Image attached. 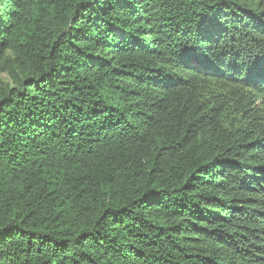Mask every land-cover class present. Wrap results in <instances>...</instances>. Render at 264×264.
Returning <instances> with one entry per match:
<instances>
[{"label":"trees","instance_id":"1","mask_svg":"<svg viewBox=\"0 0 264 264\" xmlns=\"http://www.w3.org/2000/svg\"><path fill=\"white\" fill-rule=\"evenodd\" d=\"M0 264H264V0H0Z\"/></svg>","mask_w":264,"mask_h":264}]
</instances>
